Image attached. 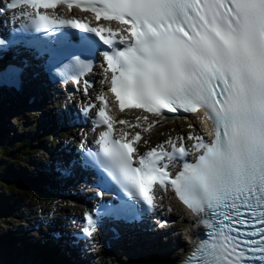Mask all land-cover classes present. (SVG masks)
<instances>
[{"label": "snow or ice", "instance_id": "6c2138e0", "mask_svg": "<svg viewBox=\"0 0 264 264\" xmlns=\"http://www.w3.org/2000/svg\"><path fill=\"white\" fill-rule=\"evenodd\" d=\"M59 4L91 12L97 26L47 13ZM19 5L32 10L21 14L37 30L57 32L70 26L108 46L110 51L102 53L103 72L121 112L195 114L202 109L201 122L212 123L210 141L188 133L196 159L185 161L173 175L165 161L187 156L185 137H169L141 154L135 147L141 132L113 137L114 123L142 127L141 117L135 124L116 120L108 114L106 96L98 94L99 106L89 108L97 109L94 122L105 130L99 132L98 150L86 153L83 163L101 168L134 202L107 214L143 212L136 208L141 202L154 208L155 187H171L207 226L180 264H264V0H11L9 7ZM101 19L120 27H106ZM68 35L62 33L60 39ZM78 39L85 47L96 45L92 37ZM6 43L16 40L0 38V46ZM22 71L14 65L0 67V79ZM155 123L142 130L149 131ZM75 166L68 161L64 170L70 173ZM84 215L83 232L90 238L98 221Z\"/></svg>", "mask_w": 264, "mask_h": 264}, {"label": "rangeland", "instance_id": "374dc122", "mask_svg": "<svg viewBox=\"0 0 264 264\" xmlns=\"http://www.w3.org/2000/svg\"><path fill=\"white\" fill-rule=\"evenodd\" d=\"M23 97L24 100L20 102L9 100V103H11L13 107L11 108V110H9V112L3 113L5 115L4 119H6L7 122H9V125H7V127H13L14 129L11 134L6 133L7 136L13 137V132H16L17 134L20 135L25 134L26 132H28V126L31 124V122H33V119L38 121V128H39V120L41 118V114L43 112L50 113V110H52V109H48V107L45 104L41 105V107L38 110L33 106L25 107L26 105H24L25 104L24 102H26V96H21V98ZM48 106L50 107V105ZM182 126L184 125L176 126V127L182 128ZM173 127H174L173 124H167L165 127H163L164 132L165 129L167 128L168 130H170L171 133H173L174 131L171 129ZM1 128H0V135L2 136L4 130ZM161 131L163 132V129L159 130L158 132L160 133ZM30 205H32V203ZM45 205L46 204H43V206ZM67 209L69 208L64 207L63 210H67ZM22 210L23 209H19V212L21 213ZM184 224H186L185 221ZM183 235H185V231L180 230V232L177 233L176 237L172 241L168 240V242H163L159 246L158 245L153 247L146 246L147 248L143 247L142 249L138 250V252H140L145 257L149 256L148 259H154V256H159L160 251H163L166 248V246L176 247L177 242L184 243L185 240H183ZM136 255L137 253L135 251H132V249L129 246H127L126 244H121L120 247L117 246L114 247V250L111 251L110 254H106V258H104V261L106 262V264H136L137 263L135 259Z\"/></svg>", "mask_w": 264, "mask_h": 264}, {"label": "trees", "instance_id": "16d2710c", "mask_svg": "<svg viewBox=\"0 0 264 264\" xmlns=\"http://www.w3.org/2000/svg\"><path fill=\"white\" fill-rule=\"evenodd\" d=\"M20 137H21L20 139L9 138L6 141L0 139V191L4 192L3 194L0 195L3 197V199L7 200L8 196L6 195H8L11 188L14 187L15 189L23 190L26 194H33L38 200L39 198L48 199L50 193L43 192L39 188L25 184L21 180H18L16 182H10L5 179V174L7 173L12 175L14 174L16 175L17 171L20 173V168H21L20 162H22L23 159H25L26 157L33 155L34 154L33 149L36 145H38V141L36 140L35 137L32 136H23V137L20 136ZM0 223L2 222L0 221ZM1 228H3V223L1 225ZM0 239H2V243L5 242V240L1 236ZM7 239L8 241H11V244L13 243L16 249L20 248L17 243L18 239H16L15 236L8 235ZM11 251L12 249L10 248L9 252ZM24 253L26 255L35 254L36 256H38L36 250L33 252H28L26 250ZM14 261L9 255L4 253L2 250L0 251V264H13ZM44 263L48 264L47 261H44Z\"/></svg>", "mask_w": 264, "mask_h": 264}, {"label": "bare ground", "instance_id": "6f19581e", "mask_svg": "<svg viewBox=\"0 0 264 264\" xmlns=\"http://www.w3.org/2000/svg\"><path fill=\"white\" fill-rule=\"evenodd\" d=\"M38 96V91L36 93ZM46 98H43L41 101L37 102L35 105H41V103L45 100ZM11 108L10 104L5 100V99H0V127L5 126V121L2 119V114L9 110ZM42 116H45L44 119L48 120L50 119L49 113L43 112ZM124 118L128 119L129 122L131 123H136V118L141 117L140 124L142 127H135V130H142L143 127L147 126V123L152 122L153 120H157L158 122L149 130L147 133H145L144 138H149L150 136L154 137H160L164 138V128L167 124H176L179 121H165L161 117L158 116H151L147 114V122H145L142 118V115L139 114V111L137 110H131L129 111L128 114H123ZM198 122L197 117L193 116L192 118L187 120V124L193 125L192 128H189L191 131H195V124ZM6 125H9V122L6 123ZM163 129V132L161 131L160 133L158 132L159 130ZM167 129V128H166ZM40 172H36V176L39 175ZM188 229L187 232L191 236H196L199 233V230L195 233L194 230L192 229V226L190 223H187ZM166 240V239H165ZM188 244L182 243V242H177V247H172V246H166V248L163 251H160L159 256H154V259H148L149 256L145 257L143 256L140 252L136 251L137 255L135 257L137 263L136 264H174L176 260L182 257V254L185 252V250L188 248ZM135 251V250H132ZM21 264V263H19Z\"/></svg>", "mask_w": 264, "mask_h": 264}]
</instances>
